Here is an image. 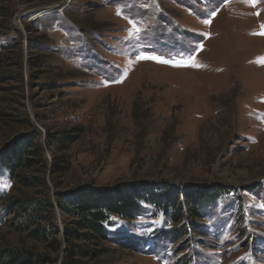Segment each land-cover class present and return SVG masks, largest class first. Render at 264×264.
Returning <instances> with one entry per match:
<instances>
[{
  "label": "rangeland",
  "instance_id": "1",
  "mask_svg": "<svg viewBox=\"0 0 264 264\" xmlns=\"http://www.w3.org/2000/svg\"><path fill=\"white\" fill-rule=\"evenodd\" d=\"M262 26L264 0H0V151L35 128L49 157L47 130L82 127L59 187L45 175L52 201L92 183L227 186L192 221L147 205L137 219H114L126 246L110 257L264 264ZM12 192L0 170V247L62 263L73 218L54 206L53 251L13 226L1 201Z\"/></svg>",
  "mask_w": 264,
  "mask_h": 264
},
{
  "label": "trees",
  "instance_id": "2",
  "mask_svg": "<svg viewBox=\"0 0 264 264\" xmlns=\"http://www.w3.org/2000/svg\"><path fill=\"white\" fill-rule=\"evenodd\" d=\"M5 12L3 16L8 18L10 13ZM36 45L29 42V48L35 49ZM35 64L42 66L43 61L38 59ZM7 80L0 75V84ZM82 132L80 126L47 130L43 143L49 157L44 155L41 134L35 128L16 136L0 151V170L7 171L13 188L11 194L2 198V206L7 214H15L13 226L17 230L27 232L30 240L59 251L60 229L54 206L73 218L72 227H64L61 232L66 243L61 264H120L117 257H110L126 246L125 238L114 230V219H137L147 205L164 210L174 220L192 221L200 218L208 205L232 192L224 185L190 188L134 181L107 187L92 183L69 192L56 191L52 201L45 175L48 173L59 187L55 179L72 169L69 150ZM50 257L25 247H0V264H54Z\"/></svg>",
  "mask_w": 264,
  "mask_h": 264
},
{
  "label": "snow or ice",
  "instance_id": "3",
  "mask_svg": "<svg viewBox=\"0 0 264 264\" xmlns=\"http://www.w3.org/2000/svg\"><path fill=\"white\" fill-rule=\"evenodd\" d=\"M250 6H253V7L255 6V0H250ZM262 27H264V26H262ZM261 34H264V32H262ZM148 58L156 59V60H158L159 62H162V63H168V61L161 60L158 57H148ZM261 62H264V60H262ZM192 66H198V65H196L195 63H193Z\"/></svg>",
  "mask_w": 264,
  "mask_h": 264
},
{
  "label": "water",
  "instance_id": "4",
  "mask_svg": "<svg viewBox=\"0 0 264 264\" xmlns=\"http://www.w3.org/2000/svg\"><path fill=\"white\" fill-rule=\"evenodd\" d=\"M61 253H62V250H61ZM61 263V258H60V262H59V264Z\"/></svg>",
  "mask_w": 264,
  "mask_h": 264
}]
</instances>
